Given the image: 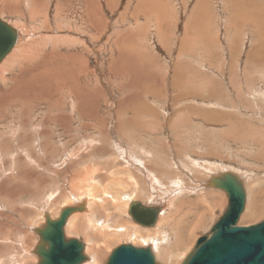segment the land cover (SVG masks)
Here are the masks:
<instances>
[{"label":"rangeland","instance_id":"rangeland-1","mask_svg":"<svg viewBox=\"0 0 264 264\" xmlns=\"http://www.w3.org/2000/svg\"><path fill=\"white\" fill-rule=\"evenodd\" d=\"M0 18L30 46L0 74V264H37L44 215L84 200L110 238L98 264L121 244L157 256L185 212L176 233L192 235L201 203L209 236L228 201L210 185L220 172L246 191L237 226L264 220V0H0ZM131 197L162 205L156 228L133 223ZM83 231L69 233L87 250ZM186 243L159 261L182 264Z\"/></svg>","mask_w":264,"mask_h":264},{"label":"water","instance_id":"water-1","mask_svg":"<svg viewBox=\"0 0 264 264\" xmlns=\"http://www.w3.org/2000/svg\"><path fill=\"white\" fill-rule=\"evenodd\" d=\"M17 39V30L0 18V62ZM210 185L227 194V208L212 226L211 236L198 238L182 264H264V220L255 225L237 226L246 197L241 181L226 171L213 176ZM79 208H63L53 220L48 214L44 215V226L35 229L39 235L36 253L40 260L37 264H80L85 260L84 243L78 238H66L63 231L67 217ZM159 211V207H145L139 201L131 202L128 207L133 221L145 227L155 224ZM105 264L159 263L149 246L121 244L112 250Z\"/></svg>","mask_w":264,"mask_h":264},{"label":"bare ground","instance_id":"bare-ground-1","mask_svg":"<svg viewBox=\"0 0 264 264\" xmlns=\"http://www.w3.org/2000/svg\"><path fill=\"white\" fill-rule=\"evenodd\" d=\"M88 1V0H87ZM38 2V1H37ZM90 2V1H89ZM31 5V4H30ZM88 5H90V4H88ZM90 7V6H89ZM89 7H87V9H88V11H87V19H88V21H91V19H92V8H89ZM197 8V7H196ZM30 9V8H29ZM36 21V20H35ZM40 22V21H39ZM38 24V23H37ZM24 26V25H23ZM40 26V25H39ZM69 26V25H68ZM13 27V26H12ZM29 28V27H28ZM29 31V30H28ZM25 33V32H24ZM45 35V34H44ZM46 36V35H45ZM21 37V36H20ZM29 37V36H28ZM19 38V37H18ZM47 38V37H46ZM34 39V38H33ZM50 39V38H49ZM19 41H20V39H18ZM26 41V40H25ZM21 42V41H20ZM37 44V43H36ZM28 43H26V45L25 44H19V43H15V45L12 47V49L9 51V53L1 60V63H0V74L1 73H4L7 69H8V67H11L14 63H16V61L17 60H19V59H23V58H25L29 53V48H28ZM30 47V46H29ZM55 50V49H54ZM201 129V128H200ZM214 130V129H213ZM204 133V132H203ZM75 153V152H74ZM66 155V154H65ZM221 160V159H220ZM198 168V167H197ZM85 173V172H84ZM221 173V172H220ZM212 177V176H211ZM195 187V186H194ZM193 188V187H192ZM194 189V188H193ZM33 190V189H32ZM91 193V192H90ZM108 196V195H107ZM143 196V195H142ZM133 198V197H132ZM128 199V198H127ZM132 200V199H131ZM131 200H127L126 201V203L124 204V211L125 212H127V214H128V205H129V202L131 201ZM138 200H140V199H138ZM142 200V199H141ZM73 201H74V199H73ZM100 202H102L101 200H99ZM245 201H247V199L245 200ZM105 202V201H104ZM142 203V205L144 204V205H151L150 203H148V202H146V203H143V202H141ZM201 203V202H200ZM246 203V202H245ZM96 204V201H91V202H88V201H83L82 202V205L80 204H74V205H70V207H81V208H79V209H77V210H75L74 212H72L70 215H69V221H68V223H65V225H64V227H63V231H64V236L66 237V238H73V236H71V234L70 233H72V234H76L78 231V234L80 233V232H83V234H84V231H83V227H88L90 230H92V235H93V238H94V245H90V243H88L87 241V250H86V248H85V245H84V249H83V253H84V255H85V253H86V255H85V262L84 261H82L80 264H88V263H90V264H98V261H96L95 260V257H97V255H99V253H97L98 251H101V247H103V246H105V245H107L108 243H109V241H110V238H108L107 237V239H105V240H103V239H101V238H98L97 236H101V235H103L104 236V231H107V229L105 228V227H97V225L99 224H95L94 222V219H92V218H90L89 216L91 215V216H95L94 214V212L93 211H91V209H93L94 208V206H96L95 205ZM143 205V206H144ZM145 206V207H153V206ZM155 205V204H154ZM203 205H204V203H203ZM158 206V205H157ZM160 206V205H159ZM158 206V207H159ZM197 206V205H196ZM202 206V205H201ZM245 207H246V205H245ZM160 208V211L158 212V215H157V219H156V222H155V224L152 226V227H154V228H156L157 226H158V224L160 223V217L162 216V215H164L163 214V211H164V209L162 208V206H160L159 207ZM196 208V207H195ZM62 209V208H61ZM206 209H208V208H206ZM163 210V211H162ZM202 211H204V210H202ZM245 211V210H244ZM254 211V210H253ZM93 212V213H92ZM199 212V211H198ZM208 212V211H207ZM243 212V211H242ZM188 212H185L182 216H180V218H177V222H176V225H175V228H171V230H170V235H171V243L172 244H170V243H167V246H165V248H163V249H159V252L157 253L158 255L156 256L154 253V257H155V261L157 262V263H159V264H164V262H169L170 263V260L171 259H173V253H172V249L173 250H175V252L177 251V253H178V250H179V252H180V257H181V254L183 253V252H181V249H182V247H185L184 249H183V251H185L186 250V246H187V241H189V240H186L187 239V236L186 235H183L182 237H181V235L180 234H177L176 233V226L177 225H181L180 223H181V221H182V219L184 218V216L187 214ZM200 213V212H199ZM254 213V212H253ZM176 214V213H175ZM195 214V213H194ZM205 214V213H204ZM129 215V214H128ZM179 215V214H178ZM203 215V214H202ZM177 216V215H176ZM201 216V215H200ZM130 217V216H129ZM205 217L206 216H204V219H205ZM131 218V217H130ZM172 218V217H171ZM195 218V217H194ZM245 219L244 218V215H241L240 214V217H239V219ZM68 219V218H67ZM117 219H119V218H117ZM132 219V218H131ZM161 219H163V217H161ZM104 220V219H103ZM133 220V219H132ZM202 220V219H201ZM200 220V221H201ZM170 221V220H169ZM202 222H204V221H202ZM202 222H201V224H202ZM133 223H136L135 221H133ZM165 223V222H164ZM66 224H67V227H66ZM71 224V225H70ZM168 224V223H167ZM201 224L199 223L198 224V226L199 227H201ZM69 225H70V227H69ZM136 225H137V223H136ZM139 225V224H138ZM121 226H123V225H121ZM125 226V225H124ZM117 227V226H116ZM120 227V226H119ZM138 226H135V228H137ZM142 227H144V228H152V227H145V226H142ZM166 227V226H165ZM118 228V227H117ZM126 228V227H125ZM143 228V229H144ZM153 228V229H154ZM167 228H168V226H167ZM139 230V228H137V229H135V231L136 232H138V233H134V235H135V237L136 238H138V239H140V240H142L143 238H145V240L147 239V240H149V239H151V238H149V236H154L153 238H158L159 240H161V242H164L165 240L166 241H168L167 240V238H166V236H164L163 234H157V231H155V230H153V229H151V230ZM196 229H198V228H196ZM118 230V229H117ZM121 230H123V229H121ZM125 230V229H124ZM123 230V231H124ZM151 231V232H150ZM155 231V232H154ZM168 231V230H167ZM70 232V233H69ZM133 233V232H132ZM132 233H131V235H132ZM169 233V232H168ZM157 234V235H156ZM166 234V233H165ZM192 235H193V239H192V235H190L191 236V239H190V241H196V243H197V240H198V238H200V237H202V236H199L198 235V232H197V234H196V231H195V229L193 230V232L191 233ZM211 234H212V229H211V233H210V235L209 236H207V237H210L211 236ZM67 235V236H66ZM129 235V234H128ZM158 235H159V237H158ZM172 235H176L175 236V239L172 237ZM202 235V234H201ZM75 236V235H74ZM126 236V235H125ZM130 236V235H129ZM89 237V236H88ZM104 238V237H103ZM133 240V239H132ZM101 242L103 243V244H101ZM131 242V241H130ZM159 242V241H158ZM129 243V242H128ZM131 244H133V243H131ZM134 246V245H133ZM108 247V246H107ZM135 247H137L136 245H135ZM105 248H106V246H105ZM158 248V247H157ZM175 248V249H174ZM85 250H86V252H85ZM31 254H34V252H33V248L31 249V251H29ZM28 252V253H29ZM110 252V251H109ZM152 252H153V249H152ZM183 255V254H182ZM98 258V257H97ZM158 258V259H157ZM160 258V259H159ZM180 259V258H179ZM159 260H162V261H164L163 263L162 262H160ZM84 262V263H83ZM171 262H172V260H171ZM179 263V262H178ZM175 260L173 261V264H178Z\"/></svg>","mask_w":264,"mask_h":264},{"label":"crops","instance_id":"crops-1","mask_svg":"<svg viewBox=\"0 0 264 264\" xmlns=\"http://www.w3.org/2000/svg\"><path fill=\"white\" fill-rule=\"evenodd\" d=\"M236 177H237V176H236ZM237 178H238V177H237ZM238 179H239V178H238ZM239 180H240V179H239ZM240 181H241V180H240ZM242 185H243V184H242ZM216 189H217V188H216ZM243 189H244V187H243ZM219 190H221V189H219ZM221 191H223V190H221ZM244 191H245V189H244ZM223 192H224V191H223ZM224 193H225V192H224ZM225 194H226V193H225ZM245 195H246V191H245ZM226 196H227V194H226ZM131 199H132V200H131ZM128 200H131V201L129 202V204H130L131 202H133V201H139V202L141 203V201L138 200L137 198H132V197H131V198H129ZM245 200H246V197H245ZM224 201H225V204L223 205V209H222V210L225 211V209L227 208V205H228V201H226V200H224ZM142 202L145 203L143 200H142ZM245 202H246V203H245L246 207H245V205H244V210H245L244 213H243V214H245V215H244V218H246V216H247V211L251 208V207H250V208L248 209V208H247V206H248V205H247V201H245ZM141 204H142V203H141ZM150 204H151V203H150ZM201 204H202V207H203V210H204V211H202V210L199 211V210H198V211L200 212L199 215H198V212L195 213L194 221H195V219H196L197 222H196V223L194 224V226L192 227V229H193V230L195 229V231H197L196 228L199 229V226H200V225L198 226V224H199V223L201 224L202 221H204L205 219H207L208 216L211 215L210 212H212V211H211L212 208H211V209H210V208H208V209H204L205 207H204L203 203H201ZM143 205H144V204H143ZM147 205H148V204H147ZM147 205H144V206H147ZM157 205L159 206L160 204H155V205H154V204H151V205H148V206H157ZM196 205H197V206H196ZM214 205H215V203H213L212 206H214ZM128 206H129V205H128ZM158 206H157V207H158ZM160 206H162V205H160ZM160 206H159V207H160ZM195 207H196V208H197V207L199 208V207H201V206H200L199 204H195V205H194V208H195ZM196 208H195V209H196ZM123 209H124V208H123ZM257 210H258V209H257ZM262 210H264V208H262ZM207 211H208V212H207ZM252 212H254V215H255L256 211H255V210H254V211L252 210ZM204 213H205V214H204ZM209 213H210V214H209ZM202 214H203V215H202ZM221 214H222V213H221ZM200 215H201V216H200ZM204 216H206L205 219H204ZM201 219H202V220H201ZM200 220H201V221H200ZM203 224H204V222H202L201 225H203ZM191 225H193V220H192V222H191L190 224L187 223L185 226H187V227H191ZM192 229H191V232H192ZM189 230H190V229H189ZM190 239H191V237H190V236H189V237L187 236V240H190Z\"/></svg>","mask_w":264,"mask_h":264}]
</instances>
